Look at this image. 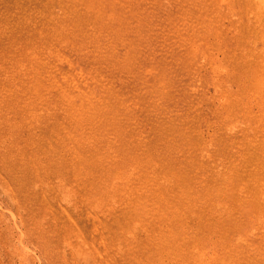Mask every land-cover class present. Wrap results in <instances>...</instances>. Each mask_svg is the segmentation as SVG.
<instances>
[{
    "label": "rangeland",
    "instance_id": "1",
    "mask_svg": "<svg viewBox=\"0 0 264 264\" xmlns=\"http://www.w3.org/2000/svg\"><path fill=\"white\" fill-rule=\"evenodd\" d=\"M263 224L264 0H0V264H264Z\"/></svg>",
    "mask_w": 264,
    "mask_h": 264
},
{
    "label": "bare ground",
    "instance_id": "2",
    "mask_svg": "<svg viewBox=\"0 0 264 264\" xmlns=\"http://www.w3.org/2000/svg\"><path fill=\"white\" fill-rule=\"evenodd\" d=\"M60 3V5H61V2H59ZM57 4H58V2H57ZM48 6H50V5H48ZM52 11V10H51ZM22 16H24V15H22ZM23 18V17H22ZM47 18V17H46ZM2 20V19H1ZM24 20V19H23ZM46 20V19H45ZM3 21V20H2ZM48 21V20H47ZM12 22V21H11ZM24 22V21H23ZM2 23V22H1ZM9 23V22H8ZM28 23V22H27ZM29 25V24H28ZM6 26V25H5ZM49 26V25H48ZM42 28V27H41ZM44 30V29H43ZM11 31V30H10ZM59 32V31H58ZM45 33V32H44ZM47 33V32H46ZM26 34V33H25ZM39 34H41V33H39ZM51 35V34H50ZM49 35V36H50ZM55 35V34H54ZM98 35V34H97ZM29 36V35H28ZM45 37V36H44ZM29 38V37H28ZM43 38V37H42ZM53 39V38H52ZM47 40V39H46ZM57 40V39H56ZM43 41V40H42ZM96 41V40H95ZM44 42V41H43ZM46 42V41H45ZM30 44V43H29ZM36 45V44H35ZM49 46H51V45H49ZM34 48V47H33ZM37 48V47H36ZM44 48V47H43ZM26 49V48H25ZM32 49V48H31ZM45 49V48H44ZM29 50H30V48H29ZM37 50V49H36ZM26 51V50H25ZM57 51V50H56ZM28 53V52H27ZM29 54V53H28ZM44 54V53H43ZM47 54V53H46ZM27 55V54H26ZM31 55V54H30ZM29 55V56H30ZM34 55V54H33ZM28 56V55H27ZM32 56V55H31ZM56 58V57H55ZM36 59V58H35ZM38 59V58H37ZM33 60V59H32ZM37 61V60H36ZM26 62V61H25ZM49 62V61H48ZM24 64V63H23ZM40 66H41V64H40ZM42 67V66H41ZM43 68V67H42ZM30 70V69H29ZM20 71V70H19ZM27 73V72H26ZM65 73H67V72H65ZM40 74V73H39ZM75 74V73H74ZM51 82V81H50ZM57 88V87H56ZM88 88V87H87ZM43 89V88H42ZM84 92V91H83ZM36 93V92H35ZM39 98V97H38ZM42 99V98H41ZM98 102V101H97ZM37 103V102H36ZM44 104V103H43ZM100 104V103H99ZM106 104V103H105ZM37 107V106H36ZM37 108H39V107H37ZM31 110V109H30ZM46 110V109H45ZM28 111V110H27ZM47 111V110H46ZM28 113V112H27ZM31 113V112H30ZM41 115V114H40ZM39 115V116H40ZM84 115V114H83ZM36 117V116H35ZM93 122V121H92ZM91 122V123H92ZM90 123V122H89ZM95 125V124H94ZM65 130V129H64ZM79 137V136H78ZM94 137V136H93ZM258 137V136H257ZM99 139V138H98ZM65 142V141H64ZM66 198V197H65ZM263 223V222H262ZM264 225V224H263ZM250 226H252V225H250ZM258 236V235H257Z\"/></svg>",
    "mask_w": 264,
    "mask_h": 264
}]
</instances>
